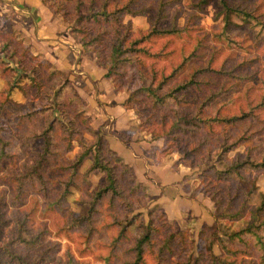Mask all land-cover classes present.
I'll return each instance as SVG.
<instances>
[{"label": "trees", "instance_id": "obj_1", "mask_svg": "<svg viewBox=\"0 0 264 264\" xmlns=\"http://www.w3.org/2000/svg\"><path fill=\"white\" fill-rule=\"evenodd\" d=\"M140 1L43 0L51 11L71 24L73 37L84 51L95 57L115 90H123L124 84L131 81L134 88L127 90L122 105L136 112L139 131L149 133L151 140H163V154L177 152L181 155L174 166L193 168L197 164L193 162V156L204 155L205 166L196 178L215 210L214 224L201 228L199 234L203 236L207 232L212 238L205 248L194 252L195 242L187 230L176 229L161 208L148 209L143 204L149 200L148 190L137 180L132 167L109 147L99 130L88 126L84 112L73 108L77 122L96 140L88 145L78 130H69L64 138L66 152L71 150L74 140L81 151L55 163L51 168L56 175L53 181L41 169L47 161V153L56 154L49 148L52 142L49 132L54 128L55 118L50 121L48 117L41 131L32 133L31 137H42L44 145L38 159L25 173L16 172V155L6 151L8 141L0 135V171L6 165L10 166L0 176V230L10 221L8 209L26 205V187L34 188L35 192L21 218L16 216L12 220L16 225L14 236L7 242H0V264H96L83 257L92 253L90 241L98 229L96 218L101 214L111 218L104 223V229L114 230L102 244L106 254L94 255L101 264H264V218L261 215L264 202L255 207L249 205L255 178L247 179L244 173L245 170L255 174L264 171V152L254 151L264 144V0H216L217 11L213 17L216 25L209 29L194 24V21L201 18L205 7L214 0H186L191 13L182 27L177 26L176 18L169 27L159 26L167 15L166 9L179 0H153L149 26L134 32L131 22H125L124 17L133 15L132 7ZM241 25L255 30L244 51L241 41L234 43L235 37L229 33ZM193 30L199 33L192 36ZM13 34L16 35L0 29V55L13 61L29 84L7 85L0 100V111L6 112L5 104L10 101L14 88L23 95L27 94L26 87L31 88L35 96L44 94L49 100L44 80L52 82L56 78L61 82L54 97L67 87L72 92V96L60 101L62 105L74 106L76 101L83 104L68 73L41 60L22 39L14 43ZM247 37L243 36L242 41H247ZM176 41L179 47L175 50L171 45ZM223 51L227 52L218 62L217 56ZM175 56H178L177 61ZM0 64L2 72L13 70L4 61L0 60ZM44 110L46 108L39 112ZM35 112L26 116H33ZM251 125L263 133L259 145L248 143L251 134L246 132ZM229 129L239 131L231 142L227 134ZM241 145H245V149L230 157L229 153ZM214 155L215 162L223 167L215 166ZM88 159L90 165L80 175V165ZM93 170L103 173L104 183L88 199H80V210L73 216L65 207L69 187L76 185L80 176L85 179ZM232 176L247 188L241 202H238L240 192L222 195L217 185ZM27 177L29 182L25 181ZM125 178L123 186L121 182ZM184 181V189L189 190L187 178ZM48 183H60L63 189L49 197ZM190 195L193 196V191ZM103 202L105 212L101 209ZM121 204L124 205V216L120 215ZM140 209L147 210L144 213ZM135 210L138 211L134 213ZM51 214L61 218L51 219L53 227L47 222ZM246 214L249 219L244 220L245 227L232 230L225 240L219 236L221 219L233 222L243 219ZM35 217L40 219L38 224H35ZM157 222L168 229L160 239L154 236L159 228ZM80 225L88 228L82 234L84 246L71 251L67 244L59 254L61 243L49 240L50 234L70 239L74 226ZM132 226L138 231L135 235L130 232Z\"/></svg>", "mask_w": 264, "mask_h": 264}, {"label": "rangeland", "instance_id": "obj_2", "mask_svg": "<svg viewBox=\"0 0 264 264\" xmlns=\"http://www.w3.org/2000/svg\"><path fill=\"white\" fill-rule=\"evenodd\" d=\"M153 0H141L138 4L132 7V10L134 12L133 15H125L124 21H130L133 27L134 32L141 28V29H147L149 26V18L152 17V11H150L152 6ZM217 11V2L216 0L212 1L208 6L205 7V10L201 16L200 19H197L194 21V24L202 25L206 28H211L216 25V21L213 20L214 14ZM167 15L161 19L159 26L160 27H169L172 24L173 18H176V24L177 26L182 27L185 23V20L187 16L191 13V9L186 5V0H179L178 2H174L171 6H169L166 9ZM1 18H0V26H1ZM3 27L0 29L4 31V33L9 32V25L8 22L2 23ZM68 27L71 31V24L67 23ZM190 26V25H189ZM241 28L238 29H231L229 30V33L231 35H234L235 42L237 40L241 41L243 51L245 50V46L248 42L251 41L252 35L255 34V30H251L247 28L245 25H241ZM15 33V31H13ZM238 32V33H237ZM199 31L193 30L192 36L195 34H198ZM14 35V34H13ZM248 36L247 41H242L243 36ZM14 43H16L19 39L18 36L14 35ZM172 48L175 50L179 47V42L176 41L171 45ZM227 51H223L221 54H218L217 61L221 58H223V54ZM41 60H44L41 58L40 55H37ZM0 60L4 61V64H7L10 66V68H13L11 71H4L2 72V65L0 64V100L3 98V91L7 88V85H16L18 82L20 84H29V80L27 78H22V72L20 70H17L15 68V64L12 62H9L10 59L6 58L5 55H0ZM174 60H178V56L174 57ZM45 61V60H44ZM9 62V64L7 63ZM52 65V64H51ZM53 66V65H52ZM54 67V66H53ZM55 68V67H54ZM67 73L66 71H64ZM105 72V70H104ZM127 80V79H126ZM47 89V93L49 94V100H47L46 96L44 94H40L35 96L31 90V88L26 87V95H23L19 90L16 88L13 89V91L10 93V101L5 104V111H0V135L8 141L6 151L12 154L16 155L15 162H16V172L17 173H25L27 169L38 159V153L42 150L44 141L42 137H31L33 132H40L42 127L44 126L45 120L49 117L50 121H52L51 118H55L54 122V128L49 132L50 138H51V145L49 148L51 150H54L53 152H56L55 155H51L50 153H47L46 155V163L42 167V172L46 175V177H49L52 181L55 180V174L53 171H51V168L55 165V163L59 160H64L67 158L73 157L75 154H77L79 151H81L80 146L78 145L77 141L72 142L71 150L69 152H66V145H65V136L67 135V132L71 130L72 128H75L78 130L79 134L83 136V139L88 145H92L96 137L87 132V130L84 129V127L77 122L74 116V109L75 108L78 112L81 111L82 113L86 115V109H85V101H83V104H80L79 102H74V106H64L61 104V100H64L66 97L72 96L71 89L69 87L65 88L61 93H58L54 97L55 90L57 89L58 85L60 84V80L56 78L51 82V80H44ZM9 83V84H8ZM71 84L73 88H75V84L71 80ZM125 88L119 92H122L124 95V100L127 97V90L130 88H134L132 86L131 81H127V83L124 84ZM76 89V88H75ZM117 91V90H115ZM54 97V98H53ZM44 110L43 112H39L40 110ZM133 113L134 117V127L138 128L139 120L137 117L136 112L133 109H130ZM36 111L35 115L33 116H26L29 112ZM39 112V113H37ZM87 119V124L90 126V117ZM21 117V118H20ZM108 122L106 128L104 127V123ZM103 123L102 128L93 129L92 130H99L100 136H102L106 142L107 139L105 138V134H107V130L110 131L111 127V121L107 119ZM99 126V127H101ZM138 130V129H137ZM139 131V130H138ZM102 132V133H101ZM146 132V131H145ZM239 134V131L233 132L231 129L227 130V134L230 135V141H232V138H235ZM246 133H250V139L249 144L250 146L259 145V140L262 139V131H259L257 129V126L251 125L250 128ZM34 134V133H33ZM122 140L124 142H127L126 136H124V133H122ZM189 141V140H188ZM187 141V142H188ZM56 144V145H55ZM164 145V142H163ZM247 146V145H246ZM254 148V147H253ZM245 149V145H241L237 147L236 150L229 153V156L232 157L235 156L236 153H241L242 150ZM256 150V151H255ZM254 151L264 152V144H261L259 148H254ZM178 156L177 159L180 158V154L177 152H173ZM171 154V153H170ZM193 162H196V166L193 168H188L189 170L188 175H186L185 179L191 183L190 190L193 191V196L197 195V191H201L203 194V188L201 187L199 180H197V175L200 172V170L205 166V157L204 155L202 157L193 156ZM213 163L216 167L221 168L223 165H221L216 161V156L214 155L212 159ZM202 164V165H201ZM90 165V160H86L83 162L82 165H80L79 168V174L82 175L86 172L88 166ZM185 167V166H184ZM10 168L9 165H6L3 169V171H0V176L4 174L8 169ZM245 176L247 179L255 178V187L253 189V193L251 197L249 198V205L252 207H255L259 205L261 202H264V171L255 174L252 170H245L244 171ZM31 178L34 179L32 176ZM76 185L69 187V193L66 196L65 201V207L67 208V211H71L73 216H76L80 210V199H88L90 195L94 192V190L101 186L104 183V177L103 173L100 171H91L87 173L86 178L84 179L82 176H80L78 179H76ZM27 182L30 181L29 177L25 180ZM121 184L125 186L126 184V178L122 180ZM218 186L221 188L222 195H225L227 192L232 194L236 191L240 192V198L238 202H241L243 197L245 196V193L247 192L246 186H242L238 180L237 177L232 176L228 178L227 180L221 181L217 183ZM37 186V185H36ZM49 186V197L55 196V193L57 190H62V184H51L48 183ZM147 189V186L144 185ZM38 187V186H37ZM184 189V186H183ZM27 195L24 198V202H26V205L18 206L17 208H14L10 211L8 209L7 214L10 218V221L7 224L2 225V228L0 230V242H7L8 239L12 238L16 232L15 230V222L12 223V220L16 218V216H19L18 218H21L23 214V209L25 206H27V203L30 202V196L33 195L34 188L27 186L26 187ZM149 193V191H148ZM204 195V194H203ZM149 200L144 201V205L147 206L148 209L150 208H161L160 205L153 200V197L149 193ZM205 196V195H204ZM206 197V196H205ZM210 200V199H209ZM211 202V200H210ZM31 204V203H30ZM212 206V218L214 213V204L210 203ZM123 209L121 211L120 207V215L124 216V205L121 204ZM105 202L102 203L101 209L103 212H105ZM119 210V209H118ZM147 209H140L139 211L144 212ZM138 210H135L134 213H136ZM37 215V213H36ZM261 215L264 218V211L261 212ZM38 216V215H37ZM186 216V215H185ZM53 217L57 218L58 220L61 219L59 215L54 216V214H51L48 217V226L53 227V221L51 220ZM144 217L145 214H144ZM129 218V217H128ZM188 218V217H187ZM36 221L35 224H38L39 217H35ZM111 219L110 217H107L105 214H101L100 216H97L96 218V226L97 230L94 232L91 241L90 246L92 249V253L86 254L83 259L89 260L91 263L101 264L96 258H94L95 254H106V249L102 245L108 241V237L112 234H114V230H106L104 229L103 225L106 221H109ZM249 215L246 214L245 217L241 220L228 222L226 220H220L218 223V234L219 236L225 240L227 237V234L231 232L232 230H240L243 227H245L244 220H248ZM68 222L70 223V218H68ZM186 220V219H185ZM169 221V220H168ZM188 224H184V226L180 227L177 223H174L176 225V229L179 231H185L187 230L189 233V237L194 240V252H197V250L205 248V246L208 244V241L212 238L209 233L206 232L205 235L200 236L199 232L201 228L203 227H209L214 224V218L213 222L209 225H202L200 228L197 226H193L190 218H188ZM170 222V221H169ZM161 223V222H160ZM160 223L157 222L156 225H158V230L154 232V236L157 239H160L165 232V230H168L165 225L162 223V227L160 226ZM34 224V223H33ZM87 226L80 225L79 227L73 228V230L69 234V238L67 239L64 236H57L54 237L52 234H50L49 240L58 241L61 243V251L59 254H62L65 248L67 247V244L70 246L71 251H73L75 248L82 247L84 245L81 244L83 238L82 234L87 231ZM207 231V230H206ZM130 232L135 235L138 233V231L133 228L130 229ZM209 232V231H208ZM48 240V239H47ZM237 246V245H236ZM214 251L218 253L217 246H214ZM148 263L150 262V257H147ZM151 263V262H150Z\"/></svg>", "mask_w": 264, "mask_h": 264}, {"label": "crops", "instance_id": "obj_3", "mask_svg": "<svg viewBox=\"0 0 264 264\" xmlns=\"http://www.w3.org/2000/svg\"><path fill=\"white\" fill-rule=\"evenodd\" d=\"M0 18V28L8 22L9 31H15L33 54L68 73L79 97L85 101L93 129H101L107 119L111 121L110 131L104 135L109 147L132 167L137 180L147 186L170 222L182 227L190 218L192 225L199 228L213 222L209 198L201 191L191 196L192 182L187 181L189 190L183 189L188 168L173 165L176 154L161 152L162 139L151 140L149 133L134 127L133 113L122 105L124 95L115 91L95 57L75 40L66 21L43 0H0ZM107 124L104 123L105 128ZM122 133L127 135V142L122 140Z\"/></svg>", "mask_w": 264, "mask_h": 264}]
</instances>
